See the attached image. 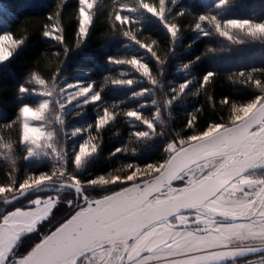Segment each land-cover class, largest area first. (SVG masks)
I'll list each match as a JSON object with an SVG mask.
<instances>
[{"label": "snow or ice", "instance_id": "snow-or-ice-1", "mask_svg": "<svg viewBox=\"0 0 264 264\" xmlns=\"http://www.w3.org/2000/svg\"><path fill=\"white\" fill-rule=\"evenodd\" d=\"M176 3L138 0L131 5L112 0L107 17L111 35L118 34L146 50L157 68L154 73L149 63L136 55H108L105 63L130 66L153 88H163L159 77L164 74L167 57L161 59L153 50L158 41L146 43L139 38L134 29L140 19L134 14L142 9L159 19L174 45L184 26L179 20L169 22L170 16L192 15L167 7ZM228 3L218 0L215 8ZM65 7L64 0H60L42 25V37L53 45L58 64L44 68L34 63L25 81L17 86L16 119L21 121L17 143L25 152L22 159L47 160L50 170L38 169L22 180L12 179V173L18 171L16 161L11 159L14 145L0 143V157L12 165L9 182H0V201L5 205L0 209V264H264V79L254 76L256 72L264 74V68L238 74L246 76L243 83L259 92L246 103H232L227 123L209 122L203 130L189 135L175 132L163 147L162 159L143 165L128 163L124 176L93 177L85 170L102 147V130L121 113L110 111L104 104L103 88L95 81L65 78L67 61L87 45L100 11L97 0H77V15L69 32L64 23ZM5 14L8 10L0 2V16ZM193 23L194 30L204 37L212 35L208 30L211 27L230 41L233 37L227 29L264 39V21L221 20L208 13L193 16ZM26 39L17 38L11 31L0 34V71L25 46ZM172 51L170 47L169 53ZM183 67L187 69L189 64ZM85 75L81 73V77ZM215 76L213 71L206 72L200 86L208 85ZM108 79L105 77V81ZM134 82L110 80L113 86H131ZM191 84L192 80H185L178 88L170 89L168 98L151 118L138 109L122 112L143 126L130 138L147 144L155 137H164L162 110L187 95ZM153 88L133 92L132 96H146ZM33 96L40 98L38 107L27 102ZM223 103H229L227 97ZM89 104L99 109L94 123L67 130L66 118L74 112L77 117L84 115L80 109ZM151 104L157 105V100L152 99ZM46 113L47 127L34 123L43 120ZM197 119L192 114L181 131L193 130ZM70 139L74 141L72 146L67 143ZM126 151L116 147L112 154ZM61 189L74 196L65 202L68 211L53 223ZM49 192L57 195L32 198L33 194ZM31 236L36 238L22 245L24 238Z\"/></svg>", "mask_w": 264, "mask_h": 264}, {"label": "trees", "instance_id": "trees-1", "mask_svg": "<svg viewBox=\"0 0 264 264\" xmlns=\"http://www.w3.org/2000/svg\"><path fill=\"white\" fill-rule=\"evenodd\" d=\"M0 2L8 10V14L0 16V34L11 31L17 38H27L25 46L0 71V138H2L0 143L14 145L11 159L16 161L18 171L13 172L11 178L22 180L30 172L38 169L48 171L51 168V163L47 160L37 162L22 159L25 152L17 143L21 126L20 121L16 119L19 115L17 86L25 81L26 73L34 63H39L44 68L49 64H58L53 56V45L42 37V25L60 0H0ZM64 2L66 4L64 23L66 30L71 32L77 15V0H64ZM123 2L135 5L138 0H123ZM149 2L158 4V0H149ZM216 2L218 0H177L176 5H167L173 8L174 12L184 10L192 13L184 17L170 16L169 22L179 20L184 26L179 40L174 45H171L170 35L159 19L142 9L134 14L140 19V23L134 29L139 34V38L146 43H151L153 39L158 41L153 46V50L161 59L167 57L164 74L159 77L163 88L159 86L153 88L130 66L105 63L108 55H115L118 58H130L136 55L138 58H144L153 68L154 73L157 68L154 58L146 50L118 34L111 35L107 17L112 11V0H97L100 11L93 34L86 46L71 54L64 68V76L68 81H75L78 78L95 81L103 88L104 104L110 111L121 114L102 130V147L88 163L85 174L93 177L105 175L110 179L114 175H126L128 169L125 165L128 163L143 165L162 159L163 147L173 133L181 132L183 135H189L203 130L209 122L223 120L227 123L232 115V103L238 105L246 103L258 94L259 90L251 84L243 83L246 76L240 77L238 74L241 71L247 73L252 69L264 68V39H254L246 35L245 31L233 29L231 34L233 40L230 41L226 37H221L211 27L208 30L212 35L204 37L194 30L193 16L211 13L221 20L235 18L264 21V0H229V3L221 9L215 8ZM170 47L173 49L171 53H169ZM210 48L215 51L209 52ZM196 57L200 59L196 60ZM186 63L189 67L184 69L183 65ZM208 71L215 72L216 76L208 85L201 87L202 76ZM81 73L87 75L81 77ZM254 76L264 79V74L260 72L254 73ZM105 77L109 79L105 81ZM112 78L133 79L135 82L131 86H113L110 83ZM185 80H192L187 90L188 94L174 102L169 109L161 112L166 124L165 136L155 137L147 144L137 143L135 139L130 138L134 131L141 130L143 126L134 122L132 118L125 117L122 112L138 109L146 117H153L156 108L168 98L170 89L178 88ZM144 88H153V92L142 97L132 96L133 92ZM225 97L229 100L227 104L223 103ZM31 99L28 97L27 102L31 103ZM152 99L157 100V105L151 104ZM197 109L200 111L197 112ZM80 111H83L84 115L77 117L74 112L71 117L66 118L67 130L94 123L99 109L96 105L89 104ZM192 114L198 117L196 127L182 132L184 124ZM13 121L15 123H12ZM7 124L12 126L6 127ZM92 134L95 135V132ZM76 139L79 140L80 137ZM67 143L72 146L74 141L70 139ZM116 147L126 148L127 151L113 155ZM132 149L136 151L133 152ZM11 171L10 162L0 157V182H9L8 173ZM37 194L49 195L51 192ZM37 194H33L32 197ZM93 195L97 194L93 193ZM17 206L20 204L18 203ZM4 207L5 205L0 201V209ZM66 208L65 205L59 204L55 215L63 212L65 214ZM35 238V236L24 238L22 245H27Z\"/></svg>", "mask_w": 264, "mask_h": 264}, {"label": "rangeland", "instance_id": "rangeland-1", "mask_svg": "<svg viewBox=\"0 0 264 264\" xmlns=\"http://www.w3.org/2000/svg\"><path fill=\"white\" fill-rule=\"evenodd\" d=\"M228 31H229V33H230V35L232 34V30L233 29H227ZM1 34H3V33H1ZM32 99V102L30 103L31 104V106H33V107H38V105H39V102H40V98L39 97H35V96H33V97H31ZM48 119H49V114L48 113H46V115H45V118L43 119V120H41V121H35L34 123H36L37 125H40V126H43V127H47L48 126ZM20 123H21V121H20ZM59 197H60V200H61V203H60V205L61 204H63V205H65V208L67 207V205H66V201L68 200V199H72L73 198V196H74V194L71 192V191H69V190H66V189H61V190H59ZM37 195H39V194H37ZM50 195H57V192H51V194ZM32 198H35V196L34 197H32ZM68 211V208H66V211H65V213ZM63 214H64V212L63 213H61V214H56L55 215V217L53 218V223H55V221L58 219V218H60V217H62L63 216ZM55 218H57V219H55ZM55 219V220H54ZM251 259H258V256H252V257H250Z\"/></svg>", "mask_w": 264, "mask_h": 264}]
</instances>
